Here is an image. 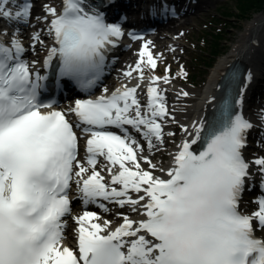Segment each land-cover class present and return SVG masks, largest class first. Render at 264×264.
Returning a JSON list of instances; mask_svg holds the SVG:
<instances>
[{"label": "snow or ice", "instance_id": "snow-or-ice-1", "mask_svg": "<svg viewBox=\"0 0 264 264\" xmlns=\"http://www.w3.org/2000/svg\"><path fill=\"white\" fill-rule=\"evenodd\" d=\"M111 3L61 0L59 11L44 4L45 14L36 20L46 28L31 35L30 47L38 54L40 45L46 54L29 62L19 26L30 24L33 4L0 0V22L15 25L8 40L7 28L0 30V264H264V238L255 235L264 231V156H244L253 128H260L264 141V108L256 113L258 124L242 111L254 79L250 70L246 75L230 71L212 115L189 126L169 111L160 84L175 77L168 75L170 67L163 76L154 74L163 56L153 55L150 40L142 44L135 65L122 73L137 81L134 86L122 84L110 94L104 88L95 99H75L66 109H58L54 98H41L50 76L41 74L38 64L50 72L57 93L71 84L90 95L101 81L107 54L126 35L121 23L107 22L103 9ZM127 35L143 39L135 32ZM146 70L142 103L138 90ZM177 76L187 77L183 66ZM169 120L187 138L175 145L164 168L144 155L137 136L149 153L160 151L165 135H176L164 131ZM261 141L258 147L264 146ZM101 158L105 163L97 170ZM252 168L261 195L252 201L256 210L243 213L245 191L257 187ZM73 184L85 207L108 212L112 204L141 218L119 211L122 222L113 229L111 221L85 210L73 217L74 250L64 244Z\"/></svg>", "mask_w": 264, "mask_h": 264}, {"label": "bare ground", "instance_id": "bare-ground-1", "mask_svg": "<svg viewBox=\"0 0 264 264\" xmlns=\"http://www.w3.org/2000/svg\"><path fill=\"white\" fill-rule=\"evenodd\" d=\"M211 3H209V1L203 3L201 6L195 9L194 14H199L200 12L206 10L210 6ZM48 4L56 7L58 11L62 7L61 0H48ZM139 6L143 10L147 8V10L144 11L143 19L141 20V23L143 25H148L151 22V18L158 16L162 11V9L158 7V5H155L151 1L144 3V4H140ZM35 7L38 10V12H41L39 13L37 17L42 18L45 14L43 11V7L41 6V4H38ZM127 8L128 6L126 4L124 3L121 4L119 8L120 17L123 12L128 10ZM33 9L35 8H32V10ZM112 11L113 9L111 10V13ZM119 12H115V13H119ZM262 20L263 19L260 17L250 20V22L246 25L245 29L242 31L240 38L234 44L231 45L230 50L226 54L221 56L219 60L216 62V64L212 67L210 74L208 75L207 80L202 87L203 90L200 95H194V96L189 95L188 97H182V96L178 97L177 93L183 91L182 89L172 90L168 88L164 90L165 95L169 93V94H173L174 96L173 99L171 100L174 104L170 105L169 109H170V112L174 115L175 120L178 121L179 124L189 126L192 124L193 121L201 120L203 116H206L211 113L212 105L214 102L212 98L213 97L216 98L217 95L220 93L219 84H220L222 77H224V75L227 73L228 69H230L232 65L237 64V63H239L243 67L245 75L247 74L249 70L254 75V79L248 85L247 90L244 95V102L246 101L248 94H250L251 92V89H252V86L255 80H257L264 73V65H263L264 64V20L263 21ZM189 21H190V18L187 17V20L184 21L183 23L184 26L186 24H189ZM35 23H36L35 30H31L30 32H25L24 34V39L26 40L28 39L27 41L28 47L30 43H32L30 39L31 35L38 30L46 28V24L43 23L42 21L37 20ZM174 23L175 21L164 26V28H162L161 30H158L157 35L151 40L152 45L150 46V48L153 52V55L157 56L159 54H162L163 56V59L158 61L157 68L155 69V72H154V74L157 76H159L158 73L162 72L161 63L170 62L171 55L176 56V58H180V55L179 53H177V50H183V52H186V48L181 41V38H183L184 35L182 36L179 33L178 31L179 27H176ZM163 30L168 33L162 32ZM42 37L46 38L47 40L49 39L43 33H42ZM141 46H140V49H141ZM139 50L137 49L136 52L130 50L129 52H127L124 60H122L119 65L117 64L118 69H116L107 80L109 84L108 87L104 86V88H107L109 90V94L112 91H114L116 88L120 87L122 84H128L129 86H134L137 83L136 80L129 81L127 78L123 76L122 73L128 70L129 65H133V66L135 65L138 59ZM36 51L38 54H36V56L34 57V60H42L41 54L45 51L44 48L38 45ZM37 66H40V65L38 64ZM133 75L135 76L136 73H134ZM148 75H149V72L148 70H146L145 71L146 79L144 83L141 85V89L138 90L139 98L141 99L142 103L146 102V96L144 95V90L147 87V76ZM160 76H163V74ZM176 80L179 84H181V79L179 77H177ZM110 85H112L113 87H111ZM170 85L171 84L161 83L160 87H164V86L169 87ZM103 89L99 93V95L102 94ZM186 92H188L189 94L191 93V91L189 90H186ZM210 100H212V103H209ZM242 111L245 117L252 120L253 123H257V124L259 123L257 120V116H256V113L258 111L255 114H253V116H250L247 112H245L244 105H243ZM169 127H172L173 130H176L178 128V125L177 123L172 122L171 124H168L167 129ZM254 129L260 130L259 127H256V128H253L251 131H253ZM180 135H181V138L179 139V141H177V144H179L182 139L187 138V137H184L182 132ZM170 139L171 137H168L167 135H165L164 144L160 146V149H161L160 151L154 150L151 153H149L148 151L146 153V155L149 156L152 162L157 165H158L157 158L167 156L168 160L164 168H168L172 162V156L169 154L175 153L177 151L175 146L172 149L167 151L166 147L168 146ZM166 152H169V153H166ZM104 163L105 162L101 158V162L97 166V170H101ZM142 167L147 169L148 165L142 164ZM251 170H255V169L252 168ZM101 174L105 176V181L109 180V176L107 177L108 174L106 171H102ZM155 175H161V173L156 172ZM73 194H74V191H72V195ZM108 207L110 209L109 214L108 212H104L102 209L94 207L93 205H88L87 207H85L82 204V206L76 207L75 212L67 219V227L72 226V229H73V230L71 229V234H69L70 237L76 239L75 230L77 228V225L75 224L73 217L82 215L85 210L96 212L101 217V221L102 220L111 221L113 229L122 222V220L119 217H117V212L119 211H123L124 214L129 215V217L133 220H137L141 218V217H138L135 213H131L129 209L127 208L120 210L115 205H112V204H109ZM67 232L69 233V230L66 231V233ZM261 238H264V236H262ZM66 242L68 241L65 239L64 244L67 246H70Z\"/></svg>", "mask_w": 264, "mask_h": 264}, {"label": "rangeland", "instance_id": "rangeland-1", "mask_svg": "<svg viewBox=\"0 0 264 264\" xmlns=\"http://www.w3.org/2000/svg\"><path fill=\"white\" fill-rule=\"evenodd\" d=\"M243 2L213 0L206 10L190 16L189 24L178 28L180 34L185 35L181 41L186 53L177 50L181 55L180 62H177L174 56L171 58V63L175 64L172 73L177 76L180 67L183 66L188 76L183 80L184 83L173 82L171 86L174 90L183 87L191 91L192 95H200L212 67L219 58L240 38L250 20L264 16V12H258L245 19L240 7ZM166 67L167 65H164L162 71H165ZM170 97L173 98L172 95ZM261 233L264 234V231Z\"/></svg>", "mask_w": 264, "mask_h": 264}, {"label": "trees", "instance_id": "trees-1", "mask_svg": "<svg viewBox=\"0 0 264 264\" xmlns=\"http://www.w3.org/2000/svg\"><path fill=\"white\" fill-rule=\"evenodd\" d=\"M240 7L245 15V19H248L252 15L264 11V0H246Z\"/></svg>", "mask_w": 264, "mask_h": 264}]
</instances>
